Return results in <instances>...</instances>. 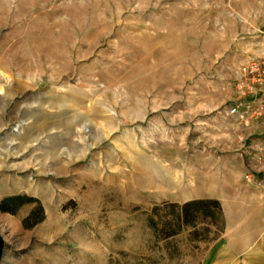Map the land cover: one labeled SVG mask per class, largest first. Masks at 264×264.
<instances>
[{
  "label": "rangeland",
  "instance_id": "1",
  "mask_svg": "<svg viewBox=\"0 0 264 264\" xmlns=\"http://www.w3.org/2000/svg\"><path fill=\"white\" fill-rule=\"evenodd\" d=\"M263 36L264 0H0V264H202L224 219L169 203L264 181Z\"/></svg>",
  "mask_w": 264,
  "mask_h": 264
},
{
  "label": "crops",
  "instance_id": "2",
  "mask_svg": "<svg viewBox=\"0 0 264 264\" xmlns=\"http://www.w3.org/2000/svg\"><path fill=\"white\" fill-rule=\"evenodd\" d=\"M226 188L240 193L221 200L224 228L202 264H264V181H240Z\"/></svg>",
  "mask_w": 264,
  "mask_h": 264
},
{
  "label": "built area",
  "instance_id": "3",
  "mask_svg": "<svg viewBox=\"0 0 264 264\" xmlns=\"http://www.w3.org/2000/svg\"><path fill=\"white\" fill-rule=\"evenodd\" d=\"M241 97L228 109V113L247 121L261 118L264 121V36L259 53L241 70L239 80Z\"/></svg>",
  "mask_w": 264,
  "mask_h": 264
},
{
  "label": "trees",
  "instance_id": "4",
  "mask_svg": "<svg viewBox=\"0 0 264 264\" xmlns=\"http://www.w3.org/2000/svg\"><path fill=\"white\" fill-rule=\"evenodd\" d=\"M21 196L8 197L2 200L0 208L9 212H13V207L9 205L19 206L22 202ZM8 203V205L6 204ZM171 206H176L180 210L179 218L188 221L191 214L205 215L211 219L223 218V210L220 202L217 199H192L185 201L182 204L169 203ZM212 208V209H210ZM210 209V210H209Z\"/></svg>",
  "mask_w": 264,
  "mask_h": 264
},
{
  "label": "water",
  "instance_id": "5",
  "mask_svg": "<svg viewBox=\"0 0 264 264\" xmlns=\"http://www.w3.org/2000/svg\"><path fill=\"white\" fill-rule=\"evenodd\" d=\"M3 246H4V241H3V238L0 235V258H1L2 250H3Z\"/></svg>",
  "mask_w": 264,
  "mask_h": 264
}]
</instances>
